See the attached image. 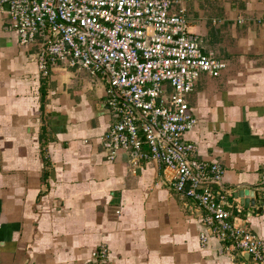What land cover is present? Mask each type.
Segmentation results:
<instances>
[{
	"label": "crops",
	"instance_id": "0c3cea01",
	"mask_svg": "<svg viewBox=\"0 0 264 264\" xmlns=\"http://www.w3.org/2000/svg\"><path fill=\"white\" fill-rule=\"evenodd\" d=\"M205 53L224 62L200 74L187 97L197 126L184 136L193 159L221 165V184L200 185L233 203L258 189L240 223L264 242V0H172ZM35 49L0 22V264H251L227 240L200 235L202 212L175 193L172 174L101 138L117 118L109 83L59 63L43 77ZM167 92L170 91L165 86ZM118 212V213H117ZM235 214V212H234Z\"/></svg>",
	"mask_w": 264,
	"mask_h": 264
},
{
	"label": "built area",
	"instance_id": "2783aa9c",
	"mask_svg": "<svg viewBox=\"0 0 264 264\" xmlns=\"http://www.w3.org/2000/svg\"><path fill=\"white\" fill-rule=\"evenodd\" d=\"M4 17L19 45L35 49L43 77L59 63L107 76V108L117 118L101 138L107 160L128 152L133 167L143 160L170 172L171 189L202 212V244L227 240L251 264H264V242L241 225L239 200L200 190L221 184L225 170L192 158L196 147L184 136L197 120L187 97L200 74L215 78L226 65L190 34L183 8L172 0H0ZM93 257L87 264H105L108 251Z\"/></svg>",
	"mask_w": 264,
	"mask_h": 264
},
{
	"label": "water",
	"instance_id": "95a60500",
	"mask_svg": "<svg viewBox=\"0 0 264 264\" xmlns=\"http://www.w3.org/2000/svg\"><path fill=\"white\" fill-rule=\"evenodd\" d=\"M5 8L7 9V6ZM247 191L248 192H245L243 188H240L235 192L234 197L241 199V203L245 207L253 209L258 202V189ZM245 258H247L250 263L252 262V259L248 255H246Z\"/></svg>",
	"mask_w": 264,
	"mask_h": 264
}]
</instances>
